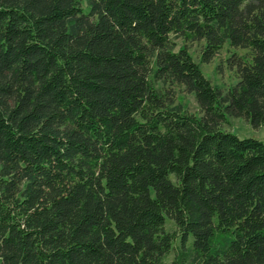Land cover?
Wrapping results in <instances>:
<instances>
[{
    "label": "trees",
    "instance_id": "16d2710c",
    "mask_svg": "<svg viewBox=\"0 0 264 264\" xmlns=\"http://www.w3.org/2000/svg\"><path fill=\"white\" fill-rule=\"evenodd\" d=\"M197 43L250 54L235 86ZM228 119L264 126V0H0V264H264V142Z\"/></svg>",
    "mask_w": 264,
    "mask_h": 264
},
{
    "label": "rangeland",
    "instance_id": "374dc122",
    "mask_svg": "<svg viewBox=\"0 0 264 264\" xmlns=\"http://www.w3.org/2000/svg\"><path fill=\"white\" fill-rule=\"evenodd\" d=\"M85 6V1L83 2ZM86 12H88L86 10ZM176 47L180 49L185 46L182 39L176 40ZM204 44L197 43L190 45V53L193 59L201 65L203 75L209 80L213 86L227 91L231 87L238 83L237 73L229 65V60L233 56H238L246 60H250V54L247 51L233 50L229 46H226L217 58L209 65L201 64V49ZM177 104L182 106L185 111L199 115V108L195 101V98L191 95H187L183 89L176 88ZM223 131L228 132L237 138L253 139L256 141L264 142V126L259 129H254L251 124L243 119H228V124L223 127Z\"/></svg>",
    "mask_w": 264,
    "mask_h": 264
}]
</instances>
